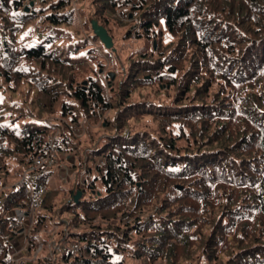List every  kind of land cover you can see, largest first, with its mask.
<instances>
[{
	"label": "trees",
	"instance_id": "16d2710c",
	"mask_svg": "<svg viewBox=\"0 0 264 264\" xmlns=\"http://www.w3.org/2000/svg\"><path fill=\"white\" fill-rule=\"evenodd\" d=\"M31 1L0 0V179L24 173L56 130L80 169L95 154L105 165L102 190L76 204L73 189H50L31 226L30 254L60 224L79 255L55 261L44 247L34 264H264V0H88V20L70 0L26 12ZM123 9L152 46L131 51L108 89L92 21L115 44ZM83 120L97 130L80 139L70 124ZM27 190L1 196L0 264H15L7 212Z\"/></svg>",
	"mask_w": 264,
	"mask_h": 264
},
{
	"label": "rangeland",
	"instance_id": "374dc122",
	"mask_svg": "<svg viewBox=\"0 0 264 264\" xmlns=\"http://www.w3.org/2000/svg\"><path fill=\"white\" fill-rule=\"evenodd\" d=\"M31 2L34 3L33 6H31ZM31 2L28 3V6H27L30 8L29 12L32 11L33 7L35 6V3L38 1L32 0ZM70 6L71 8L77 10L76 12L79 15V18H80V13H81L82 18L85 17V19L87 20L91 19V17L88 16L87 14L88 0H70ZM138 20L139 18L137 17L135 13H132V12L127 11L126 9H123V11L120 12L118 15L114 16V19H111L109 23V27L111 28L112 32L115 35V44L113 48H110V49L106 48L105 45L101 42L99 37L98 38L100 41L98 40L95 41V44H97L99 49L101 50L102 59L105 61L106 67L100 69V74L102 76V79L105 80V83L108 89H110V87L115 82L117 83L118 81L117 79L118 68H123V67H124L123 69L127 68L128 63H127L126 57L131 51H133L134 49H139L141 47L151 48L152 46L150 41H147L145 38H138V34L134 32L136 31V28L138 27V24H137ZM47 25H48L47 23L42 24L39 28H37V30H35L36 32L35 31L34 33L31 32L33 33L32 35L39 34L38 30H41L42 33L43 32L48 33L49 31H48ZM128 31H132V33L134 32V34L131 35V38L125 37ZM153 49H154V42H153ZM111 73L114 75L113 78L111 77ZM82 83H83L82 87L86 89L87 81L84 80ZM58 118L60 119V117ZM48 122H51V121L48 120ZM91 128L92 130L94 129V127L90 126V123H88L85 120L79 123L70 124L71 131L75 133V135L80 139H83L85 137V134L87 133V130H90ZM94 130L96 131L97 129L95 128ZM95 131H91V132L93 133ZM91 132H88V133H91ZM58 134H59V131L56 130V132L54 133V136L52 137V139H55L54 142L57 147L58 145H60L58 141L56 142ZM104 134H108V132L102 129L100 133L97 134L98 136L97 139L100 138L99 136H102ZM127 134L128 132L126 131L124 135H127ZM108 141H109V138H103V140L101 141L102 143L101 142L99 143V147L103 149ZM58 149H59V152L57 153V158H56L57 164H55L53 169H51V171L49 172L50 174L47 176V178L41 180V184H44L48 190L47 193L50 191V189H54V188H65L69 190L73 189V193L70 194V200H71L72 195H75L78 191L83 192V194L86 195V198H90V195H94L96 193V189H98V191L103 189L101 176H102V173L105 171V165H103L104 157H101L95 154L94 160L90 162L92 171L88 173V169L86 166H84L82 169L78 167L77 157L75 155L70 154L69 152L66 151V149H61L59 147ZM98 165L101 167L100 169L98 168ZM23 170L24 169L22 167L20 168L18 166L14 170H12L8 178L10 180L13 179L14 181L12 183L11 182L7 183L6 186H2V185L4 181H6L8 178L3 177L0 179L1 180L0 181V200L2 199L1 196L5 197V195H7V192L9 190H12L14 187H17V185L20 183L21 180H23L25 175L27 176L28 169H26L24 173H23ZM92 180H95L96 186L92 184ZM26 194L30 196L31 190H27ZM83 197L84 196L82 195L80 200H82ZM26 202H29V200L26 199ZM20 205H23V203H21ZM18 207L15 210L8 211L7 217H11V216L13 217L14 215H16V211L20 210L18 209ZM77 208L79 207L77 206ZM40 209L41 207L38 208L37 211L35 212L34 217L36 219L38 217V214L40 213ZM58 218H59V221L65 222L68 219L70 220L72 217L69 216L68 213H65L63 217H58ZM58 218H56V220H58ZM123 218H126V217H123ZM10 223L11 222H9L8 229H9ZM29 228H27L28 231L24 230V228H21V227L16 228L17 231L14 230L15 234L11 236L13 239L10 242H12V245H13L14 238L19 237L17 241L19 242L20 240L22 244L21 245L22 254L13 253L12 255H13L14 260L17 258H25V260L27 261V264H29V260L31 264H34V260L36 258L33 259L34 254H30V252L28 251L29 238L31 236V227ZM62 229L63 227L60 224L59 225H51V224L46 225L41 231V234L43 235V237L39 239L38 246L40 244L44 245L43 242H46V241L50 242L52 241V239L59 241L58 243H61L64 239H67V240L71 239L74 242L73 244L79 245L77 239L72 238V236L66 232L64 233V236L59 235L58 232L61 231ZM71 229L75 233H77L78 231V229H75V228H71ZM45 244L47 245V243ZM46 245H44V247H46V250L41 252V255L44 254L45 252L47 253V249H49V247H47ZM59 258L60 257L55 258V259H59ZM55 259L51 258V260H55Z\"/></svg>",
	"mask_w": 264,
	"mask_h": 264
},
{
	"label": "built area",
	"instance_id": "2783aa9c",
	"mask_svg": "<svg viewBox=\"0 0 264 264\" xmlns=\"http://www.w3.org/2000/svg\"><path fill=\"white\" fill-rule=\"evenodd\" d=\"M54 140L55 139L49 141V143L45 146L42 155L37 156L32 160L31 164L27 168V176L25 175L23 180H21L20 183L17 185V187H24L25 185H29V188L32 193L29 202L24 201L23 205H20L18 207V209L20 210L16 211V215L12 217L14 218V220L11 222L10 229L14 230L18 227H21L24 228V230H27V228L32 226L34 220L36 219L34 217L35 212L38 208L41 207V203L48 190L46 186L38 188L36 186L35 180L40 174L50 172L51 169H53V167L55 166V164H57L56 158L59 149L55 145ZM58 242L59 241L53 239L50 242L48 241L47 247H49L48 251L50 258L55 259L57 257L64 256L71 258L75 257L76 255H79L80 247L79 245L73 244L74 242L71 239H64L61 243ZM43 248V244L37 246L36 251L33 255V259L36 258L37 254L42 251ZM14 262L15 264H27L25 258H17Z\"/></svg>",
	"mask_w": 264,
	"mask_h": 264
},
{
	"label": "water",
	"instance_id": "95a60500",
	"mask_svg": "<svg viewBox=\"0 0 264 264\" xmlns=\"http://www.w3.org/2000/svg\"><path fill=\"white\" fill-rule=\"evenodd\" d=\"M33 2H31V6H33ZM30 8L25 6V11L29 12ZM93 30L101 40V42L105 45L106 48H113L114 42L112 37L108 34V31L105 27L101 26L98 21L94 20L92 21ZM157 48V41L154 40V49ZM111 77L113 78L114 75L111 73ZM140 185V183H138ZM83 195V192L78 191L75 195H72L71 201L75 202L76 204L80 202V199Z\"/></svg>",
	"mask_w": 264,
	"mask_h": 264
},
{
	"label": "crops",
	"instance_id": "0c3cea01",
	"mask_svg": "<svg viewBox=\"0 0 264 264\" xmlns=\"http://www.w3.org/2000/svg\"><path fill=\"white\" fill-rule=\"evenodd\" d=\"M56 142H57V139H56ZM18 239H19V237L14 238L13 245H12V242H11V245H10L11 246V250H12V253H18V254L21 253L22 254V252H21V250H22L21 249L22 248L21 245L22 244H21V241L20 240H19L20 243L17 241Z\"/></svg>",
	"mask_w": 264,
	"mask_h": 264
},
{
	"label": "bare ground",
	"instance_id": "6f19581e",
	"mask_svg": "<svg viewBox=\"0 0 264 264\" xmlns=\"http://www.w3.org/2000/svg\"><path fill=\"white\" fill-rule=\"evenodd\" d=\"M31 193H32V191H31Z\"/></svg>",
	"mask_w": 264,
	"mask_h": 264
}]
</instances>
